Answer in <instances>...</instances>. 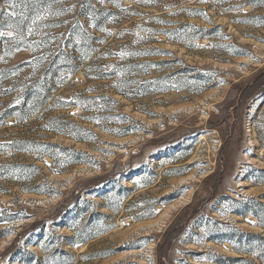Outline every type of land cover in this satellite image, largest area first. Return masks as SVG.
<instances>
[{"label": "rangeland", "instance_id": "1", "mask_svg": "<svg viewBox=\"0 0 264 264\" xmlns=\"http://www.w3.org/2000/svg\"><path fill=\"white\" fill-rule=\"evenodd\" d=\"M0 32V264H264V0H0Z\"/></svg>", "mask_w": 264, "mask_h": 264}, {"label": "snow or ice", "instance_id": "2", "mask_svg": "<svg viewBox=\"0 0 264 264\" xmlns=\"http://www.w3.org/2000/svg\"><path fill=\"white\" fill-rule=\"evenodd\" d=\"M6 2H7V0H6ZM9 6L11 8H15L16 7L15 3H10ZM5 15L13 16V15H15V13L14 12H8V13H5ZM33 22L35 23V21H33ZM9 27H11V25H9ZM29 31H31V29H29ZM3 35H4V33L0 32V36H3Z\"/></svg>", "mask_w": 264, "mask_h": 264}, {"label": "trees", "instance_id": "3", "mask_svg": "<svg viewBox=\"0 0 264 264\" xmlns=\"http://www.w3.org/2000/svg\"><path fill=\"white\" fill-rule=\"evenodd\" d=\"M80 154V153H79ZM79 154H77V155H79ZM76 162H79V161H76ZM74 163V164H77V163ZM83 202V201H82ZM80 211L83 213V211H84V209L83 208H80ZM34 225V224H33ZM33 225L31 226V227H33ZM2 235H3V233L2 234H0V238L2 237ZM15 242H16V240H15ZM262 252V254L261 255H264V249L261 251Z\"/></svg>", "mask_w": 264, "mask_h": 264}, {"label": "bare ground", "instance_id": "4", "mask_svg": "<svg viewBox=\"0 0 264 264\" xmlns=\"http://www.w3.org/2000/svg\"><path fill=\"white\" fill-rule=\"evenodd\" d=\"M252 144V143H251Z\"/></svg>", "mask_w": 264, "mask_h": 264}]
</instances>
